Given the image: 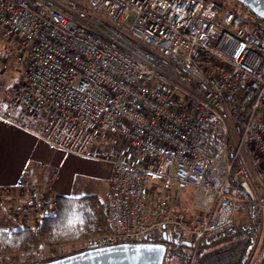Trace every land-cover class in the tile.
<instances>
[{"label":"built area","instance_id":"2783aa9c","mask_svg":"<svg viewBox=\"0 0 264 264\" xmlns=\"http://www.w3.org/2000/svg\"><path fill=\"white\" fill-rule=\"evenodd\" d=\"M243 20L215 0H0L2 36L17 44L16 73L0 65V116L78 155L97 129L145 156L110 160L109 231L48 259L176 231L199 264L203 240L264 225V27ZM187 189L202 214L181 209ZM53 197L43 178L0 186L6 214L32 231ZM248 264H264V247Z\"/></svg>","mask_w":264,"mask_h":264},{"label":"trees","instance_id":"16d2710c","mask_svg":"<svg viewBox=\"0 0 264 264\" xmlns=\"http://www.w3.org/2000/svg\"><path fill=\"white\" fill-rule=\"evenodd\" d=\"M246 10L244 23L264 27L263 19L248 8ZM53 206L51 214L42 216L36 231L21 224H16L11 230L0 228V264H9L10 255L27 252L31 247L71 242L109 231L103 202L95 194H55ZM257 233V227L236 223L216 237L203 240L198 248L199 264H248L255 253ZM182 241L184 236L176 231H170L166 239L162 238V234L157 235L155 242L166 245L163 264L187 263L190 246L183 245ZM24 260L22 264H32Z\"/></svg>","mask_w":264,"mask_h":264},{"label":"crops","instance_id":"0c3cea01","mask_svg":"<svg viewBox=\"0 0 264 264\" xmlns=\"http://www.w3.org/2000/svg\"><path fill=\"white\" fill-rule=\"evenodd\" d=\"M88 154L83 156L58 149L32 131L0 116V186L13 185L20 176H26L47 178L54 195L94 194L92 189L98 183H104L107 188L112 164L98 153V156L92 151ZM190 194L191 189L180 191L182 201L189 202ZM5 218L9 220L6 214Z\"/></svg>","mask_w":264,"mask_h":264},{"label":"rangeland","instance_id":"374dc122","mask_svg":"<svg viewBox=\"0 0 264 264\" xmlns=\"http://www.w3.org/2000/svg\"><path fill=\"white\" fill-rule=\"evenodd\" d=\"M215 1L221 7V9L228 8V9L234 10L240 13L243 17H246L247 15L246 8L243 7L236 0H215ZM2 31L3 29H2V26L0 25V65L3 61L7 63L9 67V71L7 72V75L12 76L13 74L16 73L14 53L16 51L15 45L17 44L15 42L14 44H11L7 40H5L2 36ZM92 135H93L92 141L89 143L88 149H87L89 153H91V151L96 153V155L98 153V155L101 156L103 159H108L109 161L112 159H123V158H127V159L133 158L135 161L136 160L142 161L145 159V156L141 155L139 152L133 151L132 149L125 146L122 142L116 141L115 139L104 135L103 133L99 132L97 129H92ZM242 152H243L242 161L247 166L249 183L252 186V189L256 191L252 182L253 180L257 178L258 175H257V170L253 169L251 165L257 162V156L252 151V149L248 147H244ZM46 181H47V178H46ZM105 188L106 186L104 183H98L96 187L92 190H94V194L99 199L102 200ZM182 200L183 199H181V204L183 206L181 207V209L185 213L189 215L202 214V211L193 207L190 201L184 202ZM5 214L6 212L4 211L3 206L0 205V228L6 229L8 225L9 227H12V228L15 227L14 221L11 218L12 216H9L8 214H6L7 219H9L6 221ZM252 227H257V231H258L257 233L258 238L256 241V246H255V251H257L264 247V225L260 224V225L252 226ZM64 243H68V242H59L53 245H49L46 247H40V248L31 247L28 249L27 252H24L21 254L10 255L8 257L9 264H22L23 261L24 262L26 261L24 259H27V261H29L30 263H33L32 260L33 261L35 260L34 254L36 251H38L40 255L39 257L45 256V258H47L45 261H47L49 260L48 259L49 257L59 252V247Z\"/></svg>","mask_w":264,"mask_h":264},{"label":"water","instance_id":"95a60500","mask_svg":"<svg viewBox=\"0 0 264 264\" xmlns=\"http://www.w3.org/2000/svg\"><path fill=\"white\" fill-rule=\"evenodd\" d=\"M264 20V0H236ZM162 238L166 235L162 233ZM189 247V241H182ZM166 245L159 242L119 243L32 264H163Z\"/></svg>","mask_w":264,"mask_h":264}]
</instances>
